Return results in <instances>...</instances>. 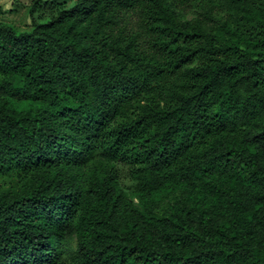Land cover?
<instances>
[{"label": "trees", "instance_id": "obj_1", "mask_svg": "<svg viewBox=\"0 0 264 264\" xmlns=\"http://www.w3.org/2000/svg\"><path fill=\"white\" fill-rule=\"evenodd\" d=\"M27 12L0 21V264H264V0Z\"/></svg>", "mask_w": 264, "mask_h": 264}, {"label": "rangeland", "instance_id": "obj_2", "mask_svg": "<svg viewBox=\"0 0 264 264\" xmlns=\"http://www.w3.org/2000/svg\"><path fill=\"white\" fill-rule=\"evenodd\" d=\"M31 0H0V21L12 25L18 31H27L31 29V21L28 16V7ZM197 8H186L180 10L184 18H193L197 13ZM120 170V184L124 190L130 193L132 189V180L128 174L127 167L119 164ZM178 195H180L178 193ZM174 196L164 200V203L160 205V208H166L168 204L173 203ZM160 209V210H161ZM71 243L73 245L74 239L71 237Z\"/></svg>", "mask_w": 264, "mask_h": 264}]
</instances>
